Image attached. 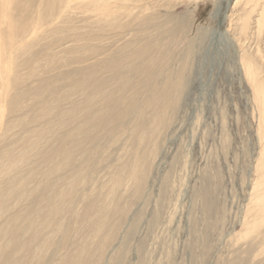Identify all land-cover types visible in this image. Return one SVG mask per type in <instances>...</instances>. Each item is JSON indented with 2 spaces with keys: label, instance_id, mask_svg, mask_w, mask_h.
<instances>
[{
  "label": "rangeland",
  "instance_id": "374dc122",
  "mask_svg": "<svg viewBox=\"0 0 264 264\" xmlns=\"http://www.w3.org/2000/svg\"><path fill=\"white\" fill-rule=\"evenodd\" d=\"M236 1L0 0V264H264V0Z\"/></svg>",
  "mask_w": 264,
  "mask_h": 264
},
{
  "label": "bare ground",
  "instance_id": "6f19581e",
  "mask_svg": "<svg viewBox=\"0 0 264 264\" xmlns=\"http://www.w3.org/2000/svg\"><path fill=\"white\" fill-rule=\"evenodd\" d=\"M238 1H239V0H237L234 4H237ZM146 11H147V10H146ZM114 57H115V56H114ZM263 86H264V85H263ZM256 91H258V90H256ZM262 91H263V90H262ZM263 92H264V91H263ZM263 92H262L261 94H264ZM258 93H259V92H257V94H258ZM262 96H263V95H262ZM263 97H264V96H263ZM258 99H259V97H258ZM261 100H262V98H261ZM257 101H258V100H257ZM263 104H264V102H263ZM261 105H262V104H261ZM262 107H263V106H262ZM174 109H175V108H174Z\"/></svg>",
  "mask_w": 264,
  "mask_h": 264
}]
</instances>
